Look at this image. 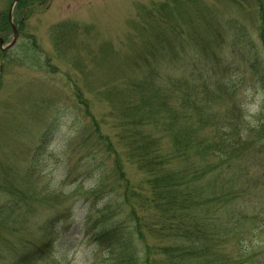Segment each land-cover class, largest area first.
<instances>
[{
  "label": "rangeland",
  "instance_id": "obj_1",
  "mask_svg": "<svg viewBox=\"0 0 264 264\" xmlns=\"http://www.w3.org/2000/svg\"><path fill=\"white\" fill-rule=\"evenodd\" d=\"M31 11L22 34L33 39L0 47V264H264V152L252 154L264 146V0H46ZM208 89L225 91L215 111ZM234 106L242 132L221 117ZM140 151L163 179L201 176L183 238L146 227L154 212L141 198L154 197ZM220 153L230 160L215 166ZM99 225L108 254L89 241ZM49 242L54 252L27 259Z\"/></svg>",
  "mask_w": 264,
  "mask_h": 264
},
{
  "label": "trees",
  "instance_id": "obj_2",
  "mask_svg": "<svg viewBox=\"0 0 264 264\" xmlns=\"http://www.w3.org/2000/svg\"><path fill=\"white\" fill-rule=\"evenodd\" d=\"M23 4H24V0H22L18 6H22ZM31 12L32 11L30 10L28 13H26V16L23 17L24 19L21 18L20 24L22 27L24 26L23 24L25 23V19L28 17V15ZM5 23H6V16L4 14H0V31L1 30L3 31V28L5 27ZM68 28L69 27H66L64 30H62L63 32L61 31L62 32L61 36L64 35V33L68 32ZM145 105H148V103H146ZM157 108H158V112H160V104L157 105ZM167 112L169 113L168 109H167ZM201 112L203 114V111ZM146 113L148 117L151 115V111H147ZM263 127L264 125H262L259 128V130L261 129V131H258L259 134H261ZM219 137H222V136H219ZM140 153H141L144 163L146 162L150 165L148 168H144V169L147 170V173L150 177L149 182L148 180L146 182V184L149 185V196L150 198L154 197V201L148 200L146 202H144V200L141 198V202H140L141 207L145 209L147 212H148V209H150V212L151 210H153L154 212L153 216H151L152 218L148 219L146 227H149V229L151 230L150 233L152 237L153 238L155 237L156 239L160 241H163L164 238L165 239L183 238V236L178 237L176 235L178 233L180 234L181 231H182V234L186 232L184 230V226H185L184 222H185V219L187 218L188 212L191 210L189 201H190L191 196L193 195L194 186L197 182H200L201 176L197 174L196 172H195L196 174L193 176H190L188 174L172 173L163 179L160 175L162 173L160 172V168H159L160 165L157 164L155 159L153 158L155 156H153L152 154H148L149 152L147 151H140ZM207 155L210 156L209 154ZM224 155H226V153H220V157H221L220 163L219 164L217 163L215 166L223 165L228 160H230L229 159L230 156H228V154H227V158H224L225 157ZM215 166H214V170L216 169ZM207 167L205 168L204 171L210 174V172L212 171V168L210 169L209 167L208 168ZM184 176H189L191 178L188 181H186V179H183ZM218 178H219V173H218ZM151 183L152 185H150ZM221 185H222V189L227 187V186H224L222 183ZM134 191L137 193V197H138L140 189H134ZM143 194H146V193L143 192ZM125 195H127V192H125ZM139 196L148 197V196H141V195ZM126 199L127 198L124 197V200ZM141 216H143V214L140 216L137 215L138 218L135 217L133 219V222H134L133 226L135 230H138V227L140 226L142 227L145 225V222L143 220L142 221L140 220L142 219ZM226 217L231 222L234 221L235 224L238 223L235 220V216H233V214L228 213L226 214ZM191 219L192 218H189L190 221ZM180 223L183 224V229L179 232L178 227ZM235 224H233L232 227H235ZM217 231H223V230L219 227ZM209 241L214 242V240L211 239V237H209ZM161 246L163 245L161 244L159 247ZM161 248L164 249V247H161ZM33 249L37 250L38 248L35 246ZM239 250H241L242 254L249 255L248 250H246L245 247L242 246L241 244H239ZM174 252L176 253V251ZM29 256H32V255H29Z\"/></svg>",
  "mask_w": 264,
  "mask_h": 264
},
{
  "label": "flooded vegetation",
  "instance_id": "obj_3",
  "mask_svg": "<svg viewBox=\"0 0 264 264\" xmlns=\"http://www.w3.org/2000/svg\"><path fill=\"white\" fill-rule=\"evenodd\" d=\"M28 2H30V5H27ZM36 3H37V6H41L45 3V0H24V4L22 6H18L19 5V3H18V5L13 10V13H12L13 18L15 17L16 19H18V15H19V13H21V16L19 18L24 19L23 17H25V15H26L25 10L27 8L34 7L36 5Z\"/></svg>",
  "mask_w": 264,
  "mask_h": 264
}]
</instances>
